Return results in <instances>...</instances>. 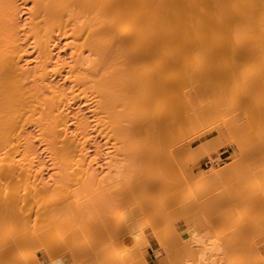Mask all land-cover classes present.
<instances>
[{"label":"bare ground","instance_id":"bare-ground-1","mask_svg":"<svg viewBox=\"0 0 264 264\" xmlns=\"http://www.w3.org/2000/svg\"><path fill=\"white\" fill-rule=\"evenodd\" d=\"M125 63H127L129 65V69H130L129 73L131 72L130 73L131 76H129V77H126V75H125L127 73V71L123 74L124 76H122V73H120L121 69H120V71L117 72V70L119 69V67L117 69V66H122L121 64H123V66H127V65H125ZM127 68H126V70H127ZM209 74L214 75L217 79L216 78L214 79V77H210L212 75H209ZM205 75L207 76L206 78H205ZM229 76H232V78L237 79V80L235 79L238 82V83L236 82V85L238 84L237 86L234 85L235 80L234 79L231 80V78ZM227 77H229L228 79H230V80H228ZM218 79L222 80L223 82L222 81L218 82L219 81ZM212 80L215 81L213 84L218 83V85L215 84L214 86L213 85L211 86V84L213 82ZM224 81H226V82H224ZM229 81L230 82L233 81L234 83L230 84ZM250 81H251V83L254 81L253 82L254 84L252 83L253 86H252V84L248 83ZM210 82H211V84H210ZM226 83L229 84L228 88H226V86H227ZM239 83H241V85H239ZM242 83H244V86H246V87L249 86V87L244 89L245 87H243ZM204 84H205V86H203ZM209 84H210V86H209ZM222 84L225 85V86L223 85V87L226 89H224L225 91L222 90L223 92H221V93L219 92L220 94H218V92H217L218 88H219V91H221L220 87H222ZM186 87L189 89L184 90ZM204 87H206V88L208 87L207 88L208 90ZM209 87H211L210 90H209ZM235 87L237 89L236 90L234 89V91H235L234 92L233 88H235ZM241 87H243V89ZM258 87L260 89L259 94L262 91V93L260 95L258 94V96L260 97L262 94H264V89H262V88H264V0H0V232L5 233V235H7V237L11 239V242L13 243V245L14 244L16 245V248H11V250L12 249L17 250L18 245H21V246H18V250L20 247H23V250H26L29 247H31V250L32 249L37 250V248H39V246L41 245V244H39V246L37 245L39 242L41 243V239L42 238L44 239V236L49 237L48 235H45V234L52 233V236L54 238L50 235L52 237V239H50L51 237L49 238L50 240H47L45 238L46 240L44 241L45 242L44 244L47 245L48 241H50L51 244H53V245H55L57 243L55 245V247L54 246L51 247L52 249H50V247L48 246L50 251L51 250L55 251V248L59 244L61 245V243L63 244V242H65V241L68 242L69 239L66 240L65 234L63 235L62 234L63 232H61V231H63L61 227L63 226L64 223H61V221H63V218L60 220V218H61V216L59 215L60 213H58L57 217H55L56 211L52 208H50V210H49V208L46 210V205L47 204L49 205V203H51V200H52V204H53L54 200L57 201V198L59 201L61 199V195L62 196L66 195V190L68 192V189L73 188L72 189L73 191H71V189H70V191L74 192L75 197L73 195H71L70 196L71 198L70 197L68 198V200H71V202L68 200L67 201L73 204V200L75 199L74 202H76L78 199L77 196L78 195L82 196V194H83L82 197L85 196V200H84L85 202L82 201L83 200L82 197L81 198L79 197V199H82V200L81 201L79 200L76 203L79 202L80 205L76 204V206H75V203L73 204L74 206L69 205L70 203H67V201H63V203H61L62 202V200H61L60 206H64V204H66V206H67V204H68L69 207L67 206L66 209L69 208V209H71V211L73 210L74 207H75L74 209L79 208V209H76L78 212L76 214H78V215H76V214H74V215H76L77 219L79 217L78 220H80L81 222L77 221V220H75V218H73L74 215L70 212V210H69V214H67V212H68L67 210H66V212H65V209H63L64 211L61 210L62 213L64 212L67 214L66 215L67 220H69L68 217H72L75 220L74 222L79 224L78 226L80 228L77 225H75V226H73L74 230H72V232L77 231V228H79V230L77 232H78V234H82L81 235L82 237L80 235H77V232L74 233L75 235L73 234V236H71V237H73V242L76 238H78V239H76L77 241H75L76 243H78L77 247L74 245L76 247L75 250H77V248L80 245H83V247L86 246L85 242L87 241V238H90L89 237L90 235L87 237L88 233L90 234V232H92L93 234L95 233L96 235H94V236H97L98 234H100L97 237H99V236H101V234L103 235L105 233L104 235L107 238V236L110 235L108 233H111L114 229V228H112V226L110 227L109 225L113 224V227H114V225H116V224L111 222V221H114L113 219H111L112 214L109 215L110 219H109V217H106V215L104 217V211H103V216H100V215H102L101 210L105 209L103 207L106 205L102 204L101 208H103V209H101V210L99 209L100 205H101L100 204L101 201L99 203L98 202L96 203L97 199L99 198L98 194H100V191H96V190H98V189H96L98 186L95 188L96 192H93L92 188L90 187L92 183L94 185V178H95L94 176H95L97 170L100 171L98 168H94L93 164L98 165L96 159L98 158V156L99 157L101 156V155H97V157L95 158L94 156H96V155L93 154L94 156L91 157V155H90V152L92 150L91 147H94V149L92 150L93 152L98 151V152H100V154H102L103 152L105 153V151H103V150H102V153L100 150H98L100 145H98L96 143L97 139L101 138L102 139L101 142H103L102 144L104 145V142L106 144L107 143L106 139L108 140L109 137H110L109 139L110 140L112 139L115 143L116 142L115 138L118 141H120L121 139L122 140L125 139V140L121 141V142H125L126 141L125 136H127L128 145H127V147L124 146V148H126L127 151L131 155L134 153L137 156H139V158H138L135 155V158L138 159V161L136 162V165H137L139 163V161L143 160L142 158H140L142 156L137 154V152H138L137 147H139V149H140L142 143H144V142L146 143L147 141H150L151 138H154L151 136L157 135L156 138H154V139H156L155 141L158 143V141H157L158 135H160V137H161V135L166 136L168 134L172 137V135H171V134H173L172 131H174L175 129H179L180 127H185V126H188L190 128L191 124H194L196 122H197V124H198V122L202 123L201 119L208 116L211 112L213 114V111H215L216 107L219 106V105H217L219 99H220L219 102L223 101V104L229 98L230 99H232V98L237 99V102L239 100V103H240V100H244L245 98H247V95L249 94V92L247 90H249L251 92L253 91V93L249 94L248 99L251 95L250 99L255 101L256 98H258V97L256 96L257 93L255 94L254 92H256L257 89L253 90V88H258ZM229 88H232V89H229ZM211 89L212 90L214 89V91H212V92L214 94L216 93L215 95L213 93H212L213 95L211 94ZM228 89H229V93H228ZM206 90L208 91V96L210 95L209 97L207 96V92H205ZM215 90H217V91L215 92ZM209 91H210V94H209ZM231 91H233V92H231ZM244 91L247 94L246 96L244 95V93H245ZM203 93H205L206 97ZM233 93H235V94H233ZM229 95H231V97ZM233 95H235V98ZM254 95L256 97L255 99H253ZM226 97H227V99H226ZM261 97L262 98H258V100L260 99V101L262 103L261 99H264V96H261ZM224 98L226 99L225 101H224ZM228 101L230 102V100H228ZM250 101L248 100L246 102L247 105L251 104ZM254 101H252V102L254 103ZM248 102H250V103H248ZM256 103H260V102L257 101ZM121 104H123L124 107ZM229 104L230 103H228V105ZM118 105L124 109H121V108L119 109ZM242 105H244V104L242 103ZM231 106H233V105L231 104ZM237 106L239 107L238 104H237ZM237 106L235 105V108ZM259 106H261V105H259ZM262 106H264V105H262ZM262 106H261V109H264V107H262ZM228 107L230 108V106H227V108ZM117 108H118V110H117ZM219 108H221V107H219ZM239 108L237 110H239ZM222 109H221V112H223ZM122 110H124V111L127 110V112L123 113L124 111H122ZM228 110L226 109V114L228 113L227 115H229L231 113V112L230 113L227 112ZM237 110H235L236 114H239V111L237 113ZM255 110H257V109H255ZM258 110H259V108H258ZM224 111H225V109H224ZM235 111L233 110V112H235ZM119 112H121V116H125V114L126 115L128 114L127 115L128 118L126 117L127 118L126 122H128V127L123 128V123H121ZM261 112L264 113V111H261ZM218 113H217V117H218ZM252 113H254V112H252ZM262 113L260 114V119H261ZM242 114H243V111H242ZM116 115L119 116L118 119L116 118V117H118ZM239 115H237V116H239ZM252 115L254 116V114H252ZM252 115H251V117H252ZM224 116H222V118ZM244 116H245V114H244ZM244 116L242 115V118L248 117V116H245V117ZM231 117L234 118L233 116H231ZM262 117H264V116H262ZM112 119H116V120H114V122H116L117 120H119V121L117 123H115V125H114V122L112 121ZM262 119H264V118H262ZM111 121H112V123H111ZM223 121L225 122V120H223ZM250 121H252V120H250ZM255 122H256V119H255ZM226 123L229 125L230 122L228 123L227 119H226ZM244 123H246V122H243V124ZM121 124H122V126H121ZM243 124H240V125L237 124L238 125L237 127L242 126ZM245 125H244V127H245ZM255 125H256V123H255ZM259 126H261V125H259ZM177 127H179V128H177ZM188 127H187V129H189ZM254 127H256V126H253V129H254ZM261 127H262V129H264V125H262ZM241 128H243V127H241ZM241 128L239 130L242 131ZM250 128H251V125H250ZM254 130H256V129H254ZM261 130H256V131L260 132ZM251 131H249V132H251ZM178 132H181L180 129ZM246 132H244L243 137L246 136V134H245ZM174 133H176V130L174 131ZM261 133H264V132H261ZM110 135L114 136L113 137L114 139L111 138ZM179 135H177V136H179ZM239 135H240V133H239ZM247 135H248V133H247ZM140 136H145L146 138L141 137V138H143V140L140 139L142 141L141 142V141H139ZM170 136H168V139H166V140H169ZM262 136H264V135H262ZM147 137H150V138L148 139ZM173 137H172V139H170L171 140L170 142L172 144H173L172 141L175 139V138L173 139ZM248 137H251V133H250V136L248 135ZM260 137H261V135H260ZM181 138H182V136H181ZM144 139H146L147 141L146 140L144 141ZM154 139H152V140H154ZM250 139H253V137H251ZM256 140H255V142H259V141L264 140V138H262V140H259V141H256ZM118 141H117V143L119 144ZM160 141H162V138ZM101 142H100V144H101ZM150 142H148V143H150ZM240 142H242V141L240 140ZM157 143H152V142L150 143L151 145H154V146H148L150 144H147V143L145 144L147 148L148 147L154 148V150L148 149V151H150V154L152 152H155V149H156L155 147L159 146V145H157ZM253 143H254V139H253ZM108 144H109V142H108ZM136 144H137V146H136ZM162 144H164V143H162ZM162 144H161V146H162ZM242 144H240V145L242 146ZM112 145H113V143H112ZM138 145H140V146H138ZM145 145L142 146V148H141L142 150H139L140 151L139 154H145V152L147 151V150H145L146 149ZM221 145L215 143L214 148L217 149ZM240 145H238V146H240ZM257 145L261 146V145H264V143L260 144V142H259ZM257 145L255 148H257ZM106 146H108V145L106 144ZM106 146H104L102 149L106 148L108 150V148ZM116 146H118V145H114L113 147H116ZM245 146L246 145H244V147ZM247 146H250V145H247ZM113 147H111V148H113ZM118 147H120V146H118ZM167 147H168V145L166 143V146L164 145V148H167ZM171 147H173V145ZM199 147L200 146H198V150H196V151H197V153L201 154L203 151L202 150L203 148L201 146L202 149H199ZM262 147H264V146H262ZM116 148H114L112 150L118 151V154H117L118 157H119L120 152L122 153V150L124 151V153L127 152L126 149L124 150V148H122V146L120 147L121 150H119V148L118 149H116ZM250 148H251V146H250ZM255 148H253V149H255ZM143 149L145 151L144 153H143ZM161 149H159L160 152H161ZM167 149H169V148H167ZM247 149H249V148H247ZM257 149H259V148H257ZM135 150H137V151H135ZM141 151H142V153H141ZM165 151H164V155H167V150L165 149ZM168 151L171 152L170 150H168ZM189 151H190V149H189ZM261 152H264V150H261ZM106 153H107V151H106ZM173 153H170L171 156ZM183 153H181V154H183ZM248 153H250V152H248ZM96 154H98V153H96ZM107 154L109 156L112 153H110V154L107 153ZM130 154H129V156L127 155L128 158L130 157ZM152 154H155V153H152ZM190 154H192V153H190ZM239 154H240V152H239ZM255 154L256 153H254V155ZM125 155H126V153H125ZM197 155L199 156V154H197ZM262 155H264V154H262ZM108 156H106V157H108ZM120 156H122L120 158L125 157V156H123V154ZM154 156L151 157V160L154 159ZM162 156H163V154H162ZM171 156H170V160H171ZM198 156H196V158ZM101 157H103V156H101ZM110 157H112V156H109L108 159H110ZM168 157H169V155H168ZM193 157L195 158V156H193ZM262 157H264V156H262ZM131 158H129V159H131ZM133 158H134V156H133ZM143 158L145 161L146 157L144 156ZM156 158L157 157L155 156V159ZM99 159H101V158H99ZM99 159H98V161H99ZM104 159L102 161H104ZM125 159L127 160L126 157H125ZM125 159L124 160L122 159L119 161L125 162ZM261 159H264V158H261ZM162 160H165V159L162 158ZM174 160H172V161L175 162ZM243 160H245V159H243ZM102 161H101V163H102ZM108 161H110V160H108ZM113 161L115 162L116 159H114ZM146 161L148 162L147 164H145ZM146 161L140 162L141 164H138V165L142 166L143 168L145 167V166H143V163L146 166L149 163H150V165H152L150 161H148V160H146ZM156 161H157V159L155 161H152V162L156 163ZM167 161L169 162V160H167ZM106 162H107V160L105 159V161L102 163L103 167L105 166V164H107ZM112 162L110 161L109 163H111V164H108V166L106 165L107 168L105 166V169L109 170V168L112 166V170L114 169V171L116 170L117 172H120L119 169L121 170L120 164L122 162L120 164L117 162L119 165H116V163H114V165H113ZM128 163H127V165L130 167L131 166L130 160ZM158 163H159V161H158ZM158 163H156V166H158L157 165ZM165 163H167V162H165ZM102 164L98 165L99 168L101 167ZM183 164H184V161H183ZM239 164H241V163H239ZM261 164H262V162H261ZM163 165H165L166 168L168 167L167 164H163ZM254 165H256V163ZM116 166L118 169H115ZM133 166L134 165H132V168H129L130 172L133 169V172H131V175H133L135 173L138 174L137 171L139 169L135 170L136 172L134 173V168L136 166L135 167H133ZM156 166L154 167L155 169H158L159 167L161 168V166H159L158 168H156ZM169 166H172V165L169 164ZM179 166L180 165H178L177 167L179 168ZM184 166H185V164H184ZM235 166H237V164ZM258 166H260V165H258ZM262 166H264V165H262ZM103 167H102V169H103ZM223 167L224 166H222V169H220V170H222V171H220L222 174L220 176H222L223 179L227 178V180H228L227 174H229V173H227V174L225 173L226 176H224L223 175L224 173H222V172H225L226 170L230 171L231 165H225V167L224 168ZM138 168H139V166H138ZM143 168H142V170H143ZM147 168L148 167H146V169ZM95 169H97V170L95 171ZM150 169H151V167H150ZM170 169H175V167L174 168L170 167ZM262 169H264V168H262ZM262 169H261V172H262ZM142 170H140V171H142ZM154 170H148L147 172L154 171ZM166 170L167 169H165V171ZM114 171H113V174H111L109 172H105L106 174H104V175L107 177L110 174L111 176L114 175V177H115L116 173H114ZM121 171L123 172V169ZM147 172L144 174L148 175L149 173H147ZM156 172H155V175H154V173H152V175H150V176L155 177L157 174H158L157 175L158 177H161L162 174H163V176H167V173L169 172V170H168V172L167 171L165 172L166 175H164L165 173H163L164 170L162 168H161L162 174H159L160 172L159 173L157 172V174H156ZM177 172H178V170H177ZM208 172L209 173H207V175H205L207 177L205 180L209 179L208 180L209 183H210V180L212 182L213 181L216 182L218 180L220 181L219 177L217 176L219 174V168L215 169L214 166H212ZM238 172H240V171H238ZM127 173L129 175V171ZM169 173H171V171ZM257 173L258 172H256V174ZM118 174H120V173H118ZM118 174L116 175L117 177H118ZM137 174H135V175L137 176ZM100 175L98 176V178L103 177V174H102V177H100ZM139 175L137 178L136 177L134 178V176H131V177H133L134 180H132L131 182L128 181L129 184L130 183L132 184L133 181L138 182V180L141 183V181L143 179ZM172 175L175 177L174 174H172ZM172 175H169V177ZM185 175H188V174H185ZM163 176L161 177V180H162ZM128 177H130V176H128ZM139 177L142 180L139 179ZM169 177H167V178H169ZM172 177H170L169 179L163 178V181H165L164 184L166 185V180L168 181V180H171L174 178V177L173 178ZM214 177L215 178L218 177V178H216L218 180H216V179L214 180ZM103 178H102V180H103ZM204 178L205 177L203 176V178H201L199 181L202 182L204 180ZM96 179H95V181H96ZM122 179L125 180V178H122ZM152 179H154V178H150V180H152ZM164 179H166V180H164ZM230 179H231V177H230ZM262 179H264V178H262ZM113 180H115V179H113ZM147 180L149 181V179H147ZM122 181H118V184H119V182L121 184ZM160 181H159V183L163 182V181L162 182H160ZM208 181H207V183H208ZM111 182L113 183V181H111ZM154 182H156V181H154ZM154 182L151 183V181H150V184H152V185L158 184V182L155 184H154ZM174 182H175V180H174ZM203 182H205V181H203ZM212 182H211V185H213ZM226 182L223 181L224 186L226 185ZM236 182H237V180H236ZM98 183H97V185H101L100 184L101 181ZM108 183H109V181H108ZM116 183H117V181L115 182V184ZM216 183H218V182H216ZM220 183H221V181H220ZM120 184H119V186H120ZM123 184H125L124 181H123ZM133 184H134V182H133ZM144 184H147V183L145 181H144V183H142V185L145 187ZM148 184H149V182H148ZM162 184L159 186L163 187ZM178 184H179V182H178ZM198 184H199V182L197 183V185ZM114 185H112V186H114ZM125 185H126V187L125 186L124 187L127 188L128 185L127 184H125ZM200 185L203 186L204 184H199V186ZM211 185L209 188L213 187ZM215 185H217V184H215ZM219 185H221V184H218V187H219ZM105 186H106V184L103 187L105 188ZM108 186H109V184L107 185V187ZM112 186L111 187L109 186V187L112 188ZM115 186L117 187L118 185H115ZM135 186L136 185H134L133 187L136 188ZM143 186H141V184H140V189ZM159 186L156 185L157 188ZM206 186H208V185H206ZM221 186H220V188H221ZM224 186H222V187H224ZM230 186H231V184H230ZM94 187H93V189H94ZM128 187H131V186H128ZM189 187H191V186H189ZM203 187L198 189V190L201 191L204 189V193H205L206 190ZM89 188H90V191H92L94 193V195H96L95 193L98 192L97 199L94 198L95 200H90L91 195L93 197V194L92 193L90 194V191L88 190ZM154 188H155V186H154ZM172 188H173V186H172ZM186 188H187V186H186ZM209 188H208L209 193H211ZM133 189H129V191H128V189L125 190V191H127V194L122 193V196L124 195V197L126 198L127 196H125V195H128V193L130 191H132ZM193 189L194 188H192V190ZM260 189H261V187H260ZM137 190H139V188L138 189L136 188V191ZM155 190H156V188H155ZM188 190H190V189L188 188L187 191ZM192 190H190V192ZM214 190H215V188H214ZM214 190H211V191L214 192ZM249 190H251V189H249ZM64 191H65V193L61 194ZM103 191L101 189L102 194H105V196L108 195L107 192L109 193V190L107 192H106V190H103ZM116 191H117V189H116ZM175 191H177V190H175ZM184 191H186V190L184 189ZM193 191L195 192V190H193ZM226 191H224V192H226ZM228 191H230V190H228ZM132 192L134 193V191H132ZM132 192H130V194H132ZM137 192H139V191H137ZM137 192L134 194H137ZM149 192H151V191H149ZM182 192H183V189H182ZM232 192H234V191H232ZM240 192H241V190H240ZM255 192H256V190H255ZM139 193H141V190ZM152 193H154V192H152ZM176 193H178V192H176ZM184 193H186V192H184ZM200 193L201 192H199V194ZM59 194H61V195H59ZM89 194H90V196H89ZM157 194L161 195L159 192ZM190 194L192 197L193 193H190ZM252 194L254 195V192ZM87 195H88V197L86 198ZM109 195H110V193H109ZM172 195H175V194H172ZM182 195H184V194H182ZM212 195H214V194H212ZM219 195H220V193H219ZM235 195H237V194L235 193ZM240 195H241V193H240ZM55 196H56V198H55ZM99 196H100V198H102V195H99ZM137 196H139V194H137ZM140 196H139V198L136 197V199L138 198L140 200L142 198V197L140 198ZM142 196H144V195H142ZM157 196H156V199H152V200H157ZM226 196H228V194ZM52 197H54V198H52ZM103 197H104V195H103ZM154 197H155V195H154ZM193 197L195 198V196H193ZM212 197H214V196H212ZM66 198H67V195L63 197V200ZM100 198L98 200H100ZM132 198L133 197H131V198L129 197V198H127V200L128 199L132 200ZM231 198H232V196H231ZM231 198H230V194H229V198L227 201H229ZM87 199L89 200V201H87V203H89V207L87 206V203H86ZM105 199H106V197H105ZM105 199H102V200H105ZM115 199H116V197H115ZM168 199H171V198H168ZM180 199H184V198H180ZM189 199L190 198H188V201L190 202ZM214 199H216V198H214ZM152 200L150 202H152ZM162 200H163V194H162ZM162 200L158 199L159 204L157 203L155 206V210H157V212H159L157 205L160 208L161 207L160 201L162 202ZM184 200H187V199L185 198ZM218 200H220V199H218ZM48 201H50V202L48 203ZM109 201H111V203L113 202L112 200H109ZM143 201H144V199H143ZM167 201L165 202V200H164L163 203H165V204L166 203H168V204L172 203V202H169V201L167 202ZM172 201H173V199H172ZM195 201H197V199ZM254 201H255V199H254ZM64 202H66V203H64ZM118 202H120V201L118 200ZM139 202H141V204H142V200ZM58 203L59 202H57L56 204L54 203L53 204L54 207H55V205L57 206ZM125 203H126V201H125ZM134 203H136V202H134ZM177 203H178V201H177ZM206 203H207V201L205 202V204ZM209 203H210V200H209ZM209 203H208V205H209ZM258 203H261V201ZM52 204H50V205H52ZM97 204H100V205H97ZM115 204H116L115 205V207H116L117 203H115ZM196 204L197 203H195V204L192 203V205H194V206ZM199 204H200V202H199ZM112 205H113V206H111V207H113L112 210L115 211L114 202L112 203ZM122 205H125V204H121V207H119V208H121L120 211L122 210ZM138 205H140V203ZM152 205H154V204H152ZM219 205H220V203H218V206ZM262 205H264V204H262ZM71 206H73V207L70 208ZM83 206H85V207H83ZM119 206H120V204H119ZM125 206H127V205H125ZM184 206L182 205V207H184ZM200 206H198V207H200ZM214 206L215 205L210 206V207H214ZM80 207L81 208L87 207L89 209L86 208V209L80 210L81 209ZM131 207L132 206H130L128 210L132 209V212H133V207L132 208ZM145 207L147 208L146 205H145ZM204 207L206 208V205ZM55 208L57 210V207H55ZM123 208H124V206H123ZM137 208L140 209V206L139 207L137 206ZM172 208H173V206H172ZM179 208L181 210V207H179ZM194 208L196 209L197 207H194ZM202 208H200V209H202ZM117 209L115 212L119 211V210L117 211ZM124 209H126V207ZM151 209L152 208H150V210ZM218 209H219V207H218ZM222 209L224 210V208H222ZM48 210L52 214H50ZM51 210H52V212H51ZM83 210H86L83 213L85 214V216H87L89 214L88 215L89 218L90 217L95 218L94 216H96V215L97 216L99 215L98 216L99 219L100 218L102 219V217H104L102 220H99L98 218H95V219L91 218V220L93 219L91 221L89 219L91 223H93V221H94V224H93L94 227L97 225L96 230L98 229V232H99V233L97 232L98 234L96 233V231L94 232V229H93L94 227L92 224H91L92 228L90 230L87 229L88 225H89V221L87 220V217H85L83 215V213L82 214L80 213ZM141 210H143L142 207L138 211L142 212ZM183 210H185L184 215L187 214L186 213L187 210L186 209H183ZM192 210H189V211H192ZM96 211H97V213H95ZM107 211H108V209H107ZM107 211H105V214H107V216H108L109 212L106 213ZM114 211L110 212V213H113V215H114L115 214ZM165 211L167 212L168 210H164V212ZM189 211H187V212H189ZM200 211L203 213L204 209H203V211L202 210H200ZM227 211H229V210L227 209ZM233 211H234V209H233ZM45 212L47 214H49L50 216L54 215L53 212H55L54 218H57V219H58V215H59L60 217L58 219V224H53L54 222L56 223L57 220H55L54 218L52 220V218L50 216H46L47 214L46 215L44 214ZM57 212H58V210H57ZM166 212L163 213V210H160V213H158V215L163 213V215L165 216ZM192 212L194 213V210ZM224 212H225V210H224ZM229 213H224L225 217H226V215L228 216ZM245 213H246V211H245ZM136 214H139V213H136ZM180 214H182L181 211H180ZM70 215H73V216H70ZM80 215H83V217L86 218V220L84 218L83 221L85 220L88 223L87 222L82 223L83 221L81 219L83 217H80ZM222 215H223V213H222ZM114 216H116V215H114ZM138 216L140 217L141 215H138ZM148 216L152 217L154 215H152V213H151V215H148ZM166 216H169V214ZM47 217H49V218L46 221H44ZM120 217H121V215L120 216L118 215V218L114 217L115 221H118L117 219L121 220ZM131 217H129V218H131ZM112 218H113V216H112ZM220 218H221V216H220ZM230 218H228V219H230ZM108 219H109V222L112 224H110V223L108 224ZM228 219H227V221H228ZM262 219H264V218H262ZM50 220L52 221L54 228H56L55 230H59L60 233L58 235L55 233L53 234L54 230L51 231L50 228L48 229L47 224H49ZM67 220H66V222H68V223H66V224H70L69 228H71L72 227L71 225L74 222L72 220H69L70 221V223H69V221H67ZM95 220H97L100 223L98 224V222H96ZM123 220H121V221H123ZM218 220H220V219H218ZM223 221H225V220H223ZM233 221H234V218H233ZM46 222H48V223H46ZM76 223H74V224H76ZM81 223L84 224L83 225L84 227H85V224L87 225V228L85 227L87 230L84 229V227L82 226ZM120 224L121 223H119V225ZM123 224L124 223L121 224L122 228H123V226H125ZM50 227L52 229L51 225H50ZM122 228H120V229H122ZM81 229H84V231H86V233L88 231V233L85 234L87 238L84 236V238L86 240H83L84 239L83 235L85 232L83 231L84 233L83 232L79 233ZM92 229H93V231H92ZM111 229H112V231H111ZM48 230H50L51 232L49 233ZM64 230H66V228ZM107 230H108V233H107ZM115 231L117 232L118 230L115 229ZM122 231H123V229H122ZM54 232H56V231H54ZM64 232L66 233V231H64ZM2 233H0V236L3 235ZM57 233H58V231H57ZM60 234L65 236L64 237L65 241L60 242V241L64 240V239H62L63 237H59V236H61ZM118 234H119V231H118ZM112 235H114V234H111V236ZM74 236H79L80 239H79V237H75V239H74ZM114 236L116 238V235H114ZM114 236H112V237H114ZM67 237H70V236H67ZM97 237L96 238L92 237L94 241L91 240V238H90L87 242H89L91 240L92 243L93 242H94V244L96 243L95 245H97V243L99 241H101L100 243H102V240H100L101 237L98 238L99 240H97ZM105 237H104V239H105ZM56 238H58V239L61 238L62 240L60 239L59 242L57 241L55 243V241L58 240ZM81 238H82V241H79V240H81ZM117 238H119V237H117ZM43 239H42V246L41 247H43V245H44ZM54 239H55V241L53 243L52 240H54ZM112 239H111V241H112ZM71 240H72V238H71ZM71 240L69 243H71ZM109 240H110V238H109ZM109 240H108V242H109ZM114 240L115 239H113V241ZM1 241H2V239H1ZM1 241H0V244H2ZM118 241H119V239H118ZM138 241H139V243H142L140 240H138ZM87 242H86V244H90ZM103 242L104 243H102V244L106 245V243H105L106 240H103ZM115 242H111L110 243L111 246L107 245V246H109V248H111L110 251L112 253L108 251V249H107L108 247H106L105 245H104V247H103V245H101L104 249L101 248L102 250L101 249L99 250V248H100V243H99V247L96 246L97 247L96 249L99 251H97V253H94V257L95 256L97 257L98 254L100 255V254L105 253L104 250H106V249H107L106 251H108L109 254H111V256H116V254L119 250L117 247H119V245L117 244V241H115ZM145 242H146V240L144 241V243ZM5 243H7V241H5ZM34 243L38 246L37 248H36ZM139 243L136 245V247L139 245ZM107 244H109V243H107ZM116 244H117V246H116ZM120 244L123 245L122 243H120ZM146 244H148V243H145V245ZM201 244H202V242H201ZM201 244H200V246H201ZM262 244H264V243H262ZM15 245H14V247H15ZM29 245H31V246H29ZM46 245H44V247ZM67 245H69V244H67ZM95 245H94V247H95ZM112 245L114 248L112 247ZM114 245L116 246V249H115ZM184 245L181 247V249L186 248L187 244L185 245V247H184ZM189 245L190 244H188V246ZM3 246H4V248H2V249H4V251H5L6 250L5 244H3ZM34 246L36 249L34 248ZM65 246H66V244H65ZM254 246H252V248ZM7 247H10V246L8 245ZM58 247H57V249H58ZM73 247H70L72 249H69L68 246H66V248L71 250V252L74 251ZM120 247H122V246H120ZM124 247L125 246H123V248ZM131 247H130V249H131ZM191 247L192 246L188 247V249ZM202 247L204 249L206 248V250H204ZM202 247H201V250L199 248V250L195 249L196 250L195 252H194V250L192 251V255L196 254L194 256V258H192V260L193 259L195 260L194 261V263L196 262L195 264H212V263H209L210 261L208 262V261H206L207 259H205V258H207V256L205 254L210 253L211 247L210 246H209L210 248L208 247L209 253L207 252V247L203 246V244H202ZM0 248H1V246H0ZM48 248H45L44 251L47 250ZM82 248L80 247V249H82ZM84 248H86V247H84ZM9 249L10 248H8V250ZM120 249H122V248H120ZM130 249H129V251H130ZM228 249L232 250L230 247H228ZM228 249L225 250V252L223 251V253L226 254L227 253L226 251H228ZM20 250H21V248H20ZM29 250H30V248H29ZM34 250L32 251V253L34 252ZM61 250H63L62 245H61ZM115 250H117V252ZM190 250H192V249H190ZM211 250L213 251L215 249L213 248ZM216 250L219 251L218 249H216ZM93 251H95V250H93ZM113 251H114V254H113ZM184 251L186 252L187 250L185 249V250H183V252ZM235 251H238V250H235ZM26 252L30 253L31 251L29 252L28 250H26L25 253ZM47 252H48V250H47ZM120 252H118V253H120ZM28 253H26L27 256H29ZM187 253H188V251H187ZM45 254H46V251H45ZM184 254L186 256V253H184ZM184 254H183V256H184ZM231 254H233V252ZM250 254H251V252H250ZM250 254H249V257L252 256V255L250 256ZM252 254L254 255L253 251H252ZM210 255H213V254L210 253ZM243 255H241V256H243ZM187 256L191 258V253H188ZM232 256H235V255L233 254ZM237 256H235V257H237ZM184 257H182V258H184ZM254 257H255V255H254ZM254 257H253V260L256 261L255 260L256 258L254 259ZM34 258H35V256H34ZM241 258L242 257H240V260H241ZM243 258H245V257H243ZM247 258H245V259H247ZM179 259H181V258H179ZM237 259H238V257H237ZM169 260H170V258H169ZM172 260H173V257H171L170 261H172ZM249 260H250V258H249ZM174 261L175 260H173L172 262L174 263ZM231 261L232 260H230V262ZM179 262H181V261L179 260ZM213 262H215V260ZM246 262H247V260H246ZM260 262L258 264H260ZM241 263L245 264L244 259H243V262H241ZM262 263H264V261H262L261 264ZM142 264H148V263L146 261H144ZM184 264H189V263H186V261H185ZM247 264H249V263H247Z\"/></svg>","mask_w":264,"mask_h":264},{"label":"rangeland","instance_id":"rangeland-1","mask_svg":"<svg viewBox=\"0 0 264 264\" xmlns=\"http://www.w3.org/2000/svg\"><path fill=\"white\" fill-rule=\"evenodd\" d=\"M232 55V54H231ZM122 66H117V69H118V67H119V69L117 70V72L118 71H120V69H121V72L120 73H122V76H124L123 74L127 71V73L125 74L126 75V77H129V76H131V72L129 73V71H130V69H129V65L127 64V63H125V65H127V66H123V64H121ZM131 66V65H130ZM127 68V70H126V68ZM131 68V67H130ZM124 71V72H123ZM128 74V75H127ZM130 74V75H129ZM209 75H212V74H209ZM207 76L205 75V78H206ZM210 77H214V79L216 78L214 75H212V76H210ZM209 77V78H210ZM230 78H231V80H235L236 78H232V76H229ZM229 77H227V79L229 78ZM234 77V76H233ZM236 77V76H235ZM211 79V78H210ZM217 79V78H216ZM219 80V79H218ZM217 80V81H218ZM228 80H230V79H228ZM227 80V81H228ZM237 80V79H236ZM235 80V83L232 81V82H230L229 81V83L231 84V83H234V85L235 86H237L236 85V81ZM205 81V80H204ZM209 81V80H208ZM207 81V82H208ZM213 81V80H212ZM220 81H222V80H219L218 82H220ZM215 81H213L212 82V84H211V82H210V84H211V86L213 85H215V84H213ZM223 82V81H222ZM224 82H226V81H224ZM254 82V81H253ZM252 82V83H253ZM206 83V82H205ZM209 83V82H208ZM207 83V84H208ZM238 83V82H237ZM249 84H252L251 83V81L250 82H248ZM210 84H209V86H210ZM225 84V83H224ZM224 84H222V87H220V90L221 91H219V88H218V91L217 90H215V92L217 91L218 92V94H220L221 92H223V91H225L224 89H226V88H228V85L229 84H227V86H226V88H224L223 87V85ZM243 84V87H245L244 89H246L247 87H249V86H244V83H242ZM254 84V83H253ZM253 84H252V86H253ZM216 85H218V83L216 84ZM239 85H241V83H239ZM246 85V84H245ZM248 85V84H247ZM203 86H205V84L203 85ZM208 86V85H207ZM225 86V85H224ZM233 86V85H232ZM230 87V86H229ZM243 87H241L242 89H243ZM204 88H206V87H204ZM208 88V87H207ZM206 88V89H207ZM210 88L211 87H209V90H210ZM216 88V87H215ZM214 88V89H215ZM222 88V89H221ZM261 88V87H260ZM187 89H189V88H185L184 90H187ZM214 89L212 90L211 89V94L213 93L212 91H214ZM229 89H232V88H229ZM229 89H228V93H229ZM234 89L236 90L237 88L235 87V88H233V91H234ZM252 89V88H251ZM250 89V90H251ZM256 90L257 89V91L256 92H254L255 94L257 93V97L258 98H262L261 96H264V94H262L260 97L258 96V94H259V87L258 88H253V90ZM262 89H264V88H262ZM208 90V89H207ZM205 91V92H207V96H208V91ZM223 90V91H222ZM233 91H231V92H233ZM248 92H249V94H251V93H253V91L251 92V91H249V90H247ZM220 92V93H219ZM230 92V93H231ZM235 92V91H234ZM245 92V91H244ZM247 92V93H248ZM261 93H262V91H261ZM260 93V94H261ZM204 95H205V93H203ZM209 94H210V91H209ZM214 94V93H213ZM212 94V95H213ZM216 94V93H215ZM214 94V95H215ZM233 94H235V93H233ZM249 94L247 95L246 94V92L244 93V95L246 96L247 95V98H245L244 100H240V103H239V100H238V102H237V99H228V100H230V102L228 101V100H226L227 99V97H226V99L224 98V104H223V101H220L219 102V100H218V104L217 105H219V106H217L216 107V109H215V111H213V114H212V112L208 115V116H206V117H204V118H202L201 119V121H202V123H200V122H198V124H197V122L196 123H194V124H191L190 125V128L188 127V126H185V127H177V128H179L180 129V131L181 132H178L179 131V129H175L176 130V133H174V131H172V133L174 134H171L172 135V137H173V144L170 142L171 140L170 139H172V137L170 136V135H161V137H160V135H158V143L155 141L156 139H154V138H156V136H151V137H154V138H151V142L152 143H157V145H159L158 147H155L156 149H155V152H152V153H155V154H150V151H148V149L149 150H154V148H150V147H146V143L147 144H150L151 142L150 141H147L146 139H144V141L146 140L147 142L145 143H142V145H141V147H140V149H139V147H137L138 148V152H137V154L138 155H140V156H142V157H140V158H142L143 160H141V161H139V163L138 164H141L140 162H145L146 160H148V161H150L151 162V164L152 165H150V163L146 166V165H144V163H143V166H145L144 168L142 167V166H140V165H136V162L138 161V159H136L135 158V155L136 154H132L133 156H134V158H133V156L127 151V149L126 148H124V146H126L127 147V145H128V141H127V136H125L126 137V143L125 142H121V141H123V140H125V139H119L120 141H118L116 138H115V143H114V141L111 139H109L108 138V140L106 139V141H107V145L108 146H106V144H105V142H104V145L102 144L103 142H101L102 141V139L101 138H98L97 139V144L98 145H100V147H99V149L98 150H100L101 151V153H102V150L103 151H105V153L103 152L102 154H100V152H93L92 150L94 149V147H91V152H90V155H91V157H93L94 155H96V156H94L95 158L97 157V155H101V156H103V157H99L98 156V158L96 159V161H97V163H98V165L99 164H102L104 161H105V159L107 160V164H105V166L107 165L108 166V164H111V163H109L110 161L112 162L114 159H116V161L114 162H112L113 163V165H114V163H116V165H119L121 162L119 161V160H124L125 159V157L127 158V160L125 159V162L122 164H120L121 165V170L123 169V172L119 169V171L120 172H117L116 170L114 171V169L112 170V166L109 168V170H107V169H105V166L103 167V164L101 165V169L99 168V166L96 164V165H94L93 164V167L94 168H98L100 171H98L97 169H95V171L97 170V172H96V174H95V178H94V185H93V183L91 184V188H92V190H93V192H96V191H100V194H98V192L97 193H95L96 195H94V193L92 192V191H90V188L88 189L89 191H90V194L92 193L93 194V197H92V195H91V198H90V200H95L94 198H96L97 199V194H98V197L100 198V196L99 195H102V198H100V200H98L97 199V201H96V203L98 202H100L101 201V205L100 204H97V205H100V210L101 209H103V208H105V209H103V210H101L102 212H101V214L102 215H100V216H103V211H104V217H105V215H106V217H109V215H111V219H113L114 221H111L112 223H115L116 225H114V227H113V224L112 223H110L109 222V219H110V217H109V219H108V224L110 223V224H112V225H109L110 227L112 226V228H114L113 229V231L115 232H113L112 231V229H111V231L113 232H111L110 230V232L111 233H108V230H107V233L108 234H110V235H108L107 236V238L105 237V233L102 235L101 234V236H99V237H97L98 235H100V234H98L99 232H98V229L96 230V227H97V225L94 227V221H93V223H91L90 222V220H91V218H93V217H88V215L87 216H85V214L83 213L84 211H86V210H83L82 212H80L81 214L83 213V215L85 216V217H87V220L89 221V225H88V228H87V225L85 224V227L87 228V229H91L92 227V225H93V229H94V232L96 231V233L98 234L97 236H94V235H96L95 233L93 234L92 232H90V234L88 233V231H87V233H88V235H87V237L89 236L90 238H91V240H93V238L92 237H94V238H96L97 237V240H99L98 238H100V240H102V243H104L103 242V240H106V245L105 244H102V243H100L101 241H99L98 243H97V245H95L94 244V242L92 243L91 242V240L89 241V242H87L90 238H87L86 237V235L85 234H87L86 233V231H84V229H86L83 225L84 224H82V223H84V222H87V221H85L86 220V218L85 217H83V215H80V217H83L81 220L83 221V219L85 218V220L81 223L82 224V226L84 227V229H81L80 230V232L79 233H81V232H83L84 233V235H83V238H84V236L87 238V243H90V244H86V242H85V245L86 246H84V247H86V248H84L83 247V245H80L78 248H77V250H75L76 249V247L78 246L77 244L78 243H76L75 241H77L76 239H78V238H76L75 239V237H79V236H74V242H73V237H71V236H73V234L74 233H76L78 230H79V224H77L76 222H74L75 220H77V221H80V220H78L79 219V217H78V219L76 218V215H78V214H76V213H78L77 212V210L76 209H79V208H76V209H74L73 208V210L71 211V209H66V207L68 206L69 207V205H73L74 203H75V206H76V204H79V202L78 203H76L77 201H81L82 199H79V197L81 198L82 196H83V194H82V196H80V195H78L77 197H78V199H77V201L76 202H74V200H73V204L72 203H70L71 202V200H68V198L71 196V195H73L74 196V192H71V191H73L71 188V191H70V189H68V192H67V190H66V195H67V198L66 199H64L63 200V197L64 196H66V195H64V196H62L61 194H63V193H65V191L64 192H62L61 194H59V195H61V199L58 201V198H57V201L56 200H54V203L56 204L57 202H59L58 203V205L56 206L55 205V207H57V210H58V212H57V210H56V208L54 207V203L52 204V198H54V197H52L50 200H51V203H49L50 201H48V203H49V205L50 204H52V205H48L47 203V205H46V210L49 208V210H50V208H52V209H54L55 211H56V216H55V212H53L54 213V215H49V214H47L46 212L44 213L46 216H50L51 218H52V220H53V218H54V216L55 217H57V214L58 213H60L59 215L61 216V218H60V220L63 218V221H61V223H64L63 224V226L61 227L62 228V230L63 231H61V232H63L62 234L64 235L65 234V236L67 237V236H70V237H65V236H63L62 234H60L61 236H59V237H63L62 239H64V237H65V239L66 240H68V242L67 241H65V239L64 240H62L61 238H56V239H58V240H56L55 241V239L54 240H52L53 241V243H54V241H55V243L58 241H60V239L62 240V241H60V242H63V241H65V242H63V244L61 243V245H62V248H63V250H61V245L58 247V249H57V247L55 248V251L54 250H49V248H48V246L50 247V249H52L51 247H55V245L57 244H55V245H53V244H51V242L50 241H46L47 242V245L46 244H44L45 242V240L47 239V240H50V239H52V233H50L52 230H54V231H56V232H54L53 231V234L55 233V234H59L60 232H59V230H55L56 228H54V225L53 224H58V219H59V215H58V219L57 218H54L55 220H57L56 221V223L54 222L53 224H52V221L50 220V222H49V224H47L48 225V229L50 228V230H48L49 231V233L50 234H45V235H48L49 237H46V236H44V239H43V244L44 245H46L45 247H44V245H43V247H41L42 246V239H41V243L39 242L37 245L39 246V244H41L40 246H39V248H37L38 246L35 244V246H36V248H37V250H34V249H32L31 250V247H29V246H31V245H29L28 247L30 248V250H29V248L28 249H26V250H28L30 253H28V252H26V253H28L29 254V256H27L26 255V253H25V251L26 250H23V247H20L21 248V250H20V248H19V250H18V246H21V245H18L17 246V250H15V249H12L11 250V248H16V245H15V247H14V245H13V243L11 242V239L10 238H8L7 237V235H5V233H2V232H0V233H2L3 235H1L0 236V238L2 239V241H1V239H0V241L2 242V244H0V246H1V248H0V264H142L144 261H146L148 264H152V263H156V264H184L185 263V261H186V263H189V264H195L194 263V259L192 260V258H194V256L196 255V254H194V255H192V251L194 250V252L196 251V250H199V248H200V250H201V247H202V244H203V246H205V247H207V252H208V250H209V248L211 247V249H215V250H211L210 249V253L211 254H213V255H210V253L209 254H205L206 256H207V258H205V259H207L206 261H210L209 263H212V264H243V263H241V262H243V259H244V261H245V264H247V263H249V264H258L260 261L262 262V261H264V244H262V243H264V219H262V218H264V205H262V204H264V179H262V178H264V169H262V168H264V166H262V165H264V159H261V158H264V157H262V156H264V155H262V154H264V152H261V150H264V147H262V146H264V145H257L259 142H260V144H262V143H264V140H262V138H264V136H262V135H264V133H261V132H264V129H262V125H264V119H262V118H264V117H262V116H264V113H262L261 111H264V109H261V106L262 105H264V99H261L262 100V103H261V101H260V99L258 100V98H256L255 97V95H254V98L253 99H255L256 98V100L254 101V100H252V99H250V97H251V95H250V97H249V99H248V96H249ZM259 94V95H260ZM211 95V96H212ZM232 95V94H231ZM231 95H229L230 97H231ZM210 96V95H209ZM208 96V97H209ZM228 96V97H229ZM234 96V98H235V95H233ZM205 97H206V95H205ZM212 99V98H211ZM210 99V100H211ZM251 102V106L250 105H247V101L248 100ZM232 100V101H231ZM247 100V101H246ZM228 101V102H227ZM245 101V102H244ZM252 101H254V103L252 102ZM257 101H259L260 103H256ZM237 102V103H236ZM244 104V105H242V103ZM250 102H248V103H250ZM228 103H230L229 105H228ZM237 106V104L239 105V110H237L238 108L236 107L235 108V105ZM227 104V105H226ZM231 104L234 106H231ZM256 104V105H255ZM122 106H123V104H121ZM222 105V106H221ZM226 105V106H225ZM246 105V106H245ZM254 105V106H253ZM259 105H261V106H259ZM119 106V105H118ZM117 106V107H118ZM225 106V107H224ZM227 106H230V108L228 107L227 108ZM248 106V107H247ZM259 106V107H258ZM124 107V106H123ZM219 107H221V108H219ZM262 107H264V106H262ZM124 109V108H122L121 106H119V109ZM223 108V109H222ZM232 108V109H231ZM258 108H259V110H258ZM221 109H222V111L223 112H221ZM224 109H225V111H224ZM226 109L228 110L227 112H231L229 115H227L226 114ZM250 109V110H249ZM255 109H257V110H255ZM117 110H118V108H117ZM218 110V111H217ZM220 110V111H219ZM233 110L235 111V110H237V113H238V111H239V114H236V111L235 112H233ZM122 111H124V110H122ZM242 111H243V114H242ZM127 112V110L126 111H124L123 113H126ZM216 112V113H215ZM219 112V113H218ZM223 114H221V113ZM252 112H254V113H252ZM258 112V113H257ZM120 113V120H121V123H123V128L125 127H128V122H126L127 120V118H128V114L126 115L125 114V116H121V112H119ZM217 113H218V117H217ZM248 113V114H247ZM262 113V116H261V119H260V114ZM216 114V115H215ZM232 114V115H231ZM234 114V115H233ZM244 114H245V116H248L247 118H242V115L244 116ZM252 114H254V116L252 115ZM225 115V116H224ZM233 116L234 118H232L231 116ZM237 115H239V116H237ZM251 115H252V117H251ZM257 117H256V116ZM259 115V116H258ZM116 116H118V115H116ZM216 116V117H215ZM220 116V117H219ZM222 116H224L226 119H227V122L229 123V125L226 123V119L223 117L222 118ZM229 116V117H228ZM237 116V117H236ZM241 116V117H240ZM244 116V117H245ZM127 117V118H126ZM212 117V118H211ZM241 119H240V118ZM254 117V118H253ZM117 119L119 118V116L118 117H116ZM207 118V119H206ZM222 118V119H221ZM231 120H230V119ZM250 120H252V121H250ZM125 119V120H124ZM218 119V120H217ZM255 119H256V122H255ZM114 120H116V119H112V121L114 122ZM223 120H225V122L223 121ZM261 120V121H260ZM112 121H111V123H112ZM119 120H117L116 122H114V125H115V123H117ZM124 121V122H123ZM234 123H233V122ZM242 123H241V122ZM236 122V123H235ZM238 122V123H237ZM243 122H246V123H244L243 124ZM251 122V123H250ZM125 123V124H124ZM233 123V124H232ZM255 123H256V125H255ZM261 123V124H260ZM127 124V125H126ZM232 124V125H231ZM240 125V124H243L242 126H239L240 128L241 127H243V128H241L242 129V131L241 130H239L240 128L239 127H237L238 125ZM246 124V125H245ZM113 125V124H112ZM195 125V126H194ZM200 125V126H199ZM244 125H245V127H244ZM248 125V126H247ZM250 125H251V128H250ZM259 125H261V126H259ZM121 126H122V124H121ZM230 126V127H229ZM232 126V127H231ZM236 126V127H235ZM253 126H256V127H254V129H256V130H261L260 132L259 131H256V130H254L253 129ZM187 127L189 128V129H187ZM182 128V129H181ZM245 128V129H244ZM184 129V130H183ZM253 129V130H252ZM178 130V131H177ZM237 130V131H236ZM239 130V131H238ZM244 130V131H243ZM248 130V131H247ZM252 130V131H251ZM185 131V132H184ZM188 131V132H187ZM241 131V132H240ZM247 131V132H246ZM249 131H251V132H249ZM183 132V133H182ZM244 132H246L245 134H246V138L245 137H243L244 136ZM239 133H240V135H239ZM247 133H248V135L250 136V133H251V137H253V139H254V143H253V139H250L251 137H248V135H247ZM180 134V135H179ZM254 134V135H253ZM177 135H179V136H177ZM237 135V136H236ZM260 135H261V137H260ZM111 136V138H113L114 136H112V135H110ZM168 136H170L169 137V140H166V139H168ZM181 136H182V138H181ZM240 136V137H239ZM141 137H143V138H146L145 136H140L139 137V141H141V140H143V138H141ZM160 137V138H159ZM167 137V138H166ZM148 139L150 138V137H147ZM161 138H162V141H160L161 140ZM244 138V139H243ZM249 138V139H248ZM257 140H256V139ZM114 139V138H113ZM141 139V140H140ZM152 139H154V140H152ZM247 139V140H246ZM104 140V139H103ZM110 140V141H109ZM164 140V141H163ZM240 140L242 141V142H240ZM255 140L256 141H259V140H262V141H259V142H255ZM117 141L119 142V144L117 143ZM130 141V140H129ZM138 141V142H139ZM155 141V142H154ZM238 141V142H237ZM99 142V143H98ZM100 142H101V144H100ZM108 142H109V144H108ZM142 142V141H141ZM148 142H150V143H148ZM167 143V145H168V147L167 148H169V149H167V148H164V145L166 146V143ZM217 143V144H222L220 147H218L217 149L216 148H214V146H215V143ZM240 142V143H239ZM111 143V144H110ZM112 143H113V145H112ZM117 143V144H116ZM122 143V144H121ZM125 143V144H124ZM140 143V142H139ZM162 143H164V144H162ZM239 143V144H238ZM243 143V144H242ZM247 143V144H246ZM251 143V144H250ZM256 143V144H255ZM141 144V143H140ZM161 144H162V146H161ZM171 144V145H170ZM225 144V145H224ZM240 144H242V146L240 145ZM111 145V146H110ZM114 145H118V146H122V148H124V150L126 149V151L127 152H125L126 153V155H125V153H124V151L122 150V153L120 152V154H119V157L117 156V154H118V151H116V150H112V149H114V148H116V149H118L119 148V150H121L120 149V147H118V146H116V147H113ZM145 145V147H146V149L145 150H147L146 152L148 153H146L145 151H144V149H143V153L145 152V154H139L140 153V151L139 150H142L141 148H142V146H144ZM173 145V147H171ZM238 145H240V146H238ZM244 145H246L245 147H244ZM247 145H250L251 146V148H250V146H247ZM256 145H257V148H259V149H257V148H255L256 147ZM104 146H106L107 148H108V150L106 149V148H104V149H102ZM136 146H137V144H136ZM135 146V147H136ZM138 146H140V145H138ZM148 146H154V145H148ZM156 146V145H155ZM176 148H175V147ZM198 146H200L199 147V149H202L201 151H202V153L200 154V153H197V151L196 150H198ZM201 146H202V148H201ZM253 146V147H252ZM111 147H113V148H111ZM240 147V148H239ZM262 147V148H261ZM111 148V149H110ZM136 148V149H137ZM144 148V147H143ZM164 148V149H163ZM182 150H180V149ZM188 148V149H187ZM245 148V149H244ZM247 148H249V149H247ZM253 148H255V149H253ZM261 148V149H260ZM159 149H161V152H160V150ZM165 149L167 150V155H164V151H165ZM178 149V150H177ZM189 149H190V151H189ZM194 149V150H193ZM219 149H225L226 150V152L224 153V156L226 157L225 159H220L219 157H217L215 160H212L211 158H210V154L212 153V152H217ZM110 150V151H109ZM163 150V151H162ZM168 150H170L171 152H169ZM106 151H107V153H112V154H110L109 156H112V157H110V159H108V154L106 153ZM135 151H137V150H135ZM196 151V152H195ZM200 151V150H199ZM198 151V152H199ZM243 151V152H242ZM93 152V153H92ZM163 152V153H162ZM166 152V151H165ZM169 152V153H168ZM174 152V153H173ZM184 152V153H183ZM239 152H240V154H239ZM246 152V153H245ZM248 152H250V153H248ZM258 152V153H257ZM262 154H261V153ZM92 153V154H91ZM96 153H98V154H96ZM141 153H142V151H141ZM170 153H173L172 154V156H171V154ZM181 153H183V154H181ZM190 153H192V154H190ZM199 154V156L197 155V154ZM244 153V154H243ZM252 153V154H251ZM254 153H256L255 155H254ZM94 154V155H93ZM107 154V155H106ZM115 154V155H114ZM123 154V156H125V157H123V158H120V157H122V156H120V155H122ZM129 154H130V157L129 158H131V159H129L128 157H127V155L129 156ZM157 154V155H156ZM162 154H163V156H162ZM175 154V155H174ZM196 154V155H195ZM239 154V155H238ZM150 155V156H149ZM157 157L156 159H157V161H156V163H158V161H159V163L157 164L158 166H156V163H154V162H152V161H155L156 159H155V156ZM168 155H169V157H168ZM193 157V156H195V158L193 157H191V156ZM254 155V156H253ZM106 156H108V157H105ZM137 156V155H136ZM146 157L145 159V161H144V158L143 157ZM152 156H154V159H152L151 160V157ZM161 156V157H160ZM170 156H171V160H170ZM177 156V157H176ZM181 156V157H180ZM196 156H198L197 158H196ZM242 156V157H241ZM116 157V158H115ZM138 158H139V156H137ZM150 157V158H149ZM166 157V158H165ZM175 159H173V158ZM204 157H207L208 159H209V162H210V164H211V166H210V168L207 170V171H199L198 170V162L202 159V158H204ZM246 157V158H245ZM250 157V158H249ZM258 157V158H257ZM99 158H101V159H99ZM104 159V161H102L103 159ZM120 158V159H119ZM162 158L163 159H165V160H162ZM242 158V159H241ZM98 159H99V161H98ZM119 159V160H118ZM150 159V160H149ZM162 161H161V160ZM182 159V160H181ZM243 159H245V160H243ZM108 160H110V161H108ZM129 160H130V162H131V166L129 167L128 165H127V163L129 162ZM167 160H169V162L167 161ZM172 160H174L175 162H173ZM241 160V161H240ZM243 160V161H242ZM250 160V161H249ZM101 161H102V163H101ZM183 161H184V164H185V166H184V164H183ZM258 161V162H257ZM100 162V163H99ZM119 164H118V163ZM127 162V163H126ZM165 162H167V163H165ZM171 162V163H170ZM181 162V163H180ZM244 162V163H243ZM261 162H262V164H261ZM148 162L146 161V163L145 164H147ZM161 163V164H160ZM235 163V164H234ZM239 163H241V164H239ZM252 163V164H251ZM256 163V165H254ZM129 164V163H128ZM163 164H167V168H166V166L165 165H163ZM169 164L170 165H172V166H169ZM218 164V165H217ZM237 164V166H235ZM132 165H134L133 167H135L134 168V173L136 172L135 170H137V169H139L137 172H138V174L137 173H135V174H137V176L135 175V174H133V175H131V172H133V169L131 170V172H130V169L129 168H132ZM156 166V168H158L159 166H161V168L164 170V172L163 173H165L166 171L168 172V170H169V172L171 171V173H167V176H163V174H162V172H161V168L159 169H155L154 167ZM178 165H180L179 166V168L177 167ZM182 165V166H181ZM225 165H231V167H230V169L232 170H226L225 172H222V173H224L223 175L224 176H226V174L227 173H229V174H227V177H228V180H227V178H225V179H223L222 178V176H220V175H222L221 174V172L220 171H222V170H220V169H222V166H224L225 167ZM234 165V166H233ZM258 165H260V166H258ZM98 166V167H97ZM107 166H106V168H107ZM138 166H139V168H138ZM151 167V169H150V167ZM212 166H214V168L215 169H218L219 168V174L217 175L218 177H219V179H220V181H221V183H220V181L218 180V179H216V178H218V177H214V180L216 179V180H218V181H216V182H218V183H216L215 181H211L210 180V183H209V179L208 180H205L207 177L205 176V175H207V173H209L208 171L211 169V167ZM219 166V167H218ZM247 168H246V167ZM251 166V167H250ZM102 167H103V169H102ZM123 167V168H122ZM128 167V168H127ZM146 167H148L147 169H146ZM170 167L171 168H174L175 167V169H170ZM223 167V168H224ZM236 167V168H235ZM245 167V168H244ZM260 167V168H259ZM127 168V169H126ZM142 168H143V170H142ZM249 168V169H248ZM258 168V169H257ZM115 169H118L117 168V166H116V168ZM155 169V170H154ZM165 169H167L166 171H165ZM182 169V170H181ZM238 169V170H237ZM244 169V170H243ZM261 169H262V172H261ZM140 170H142V171H140ZM148 170H154V171H149V172H147ZM177 170H178V172H177ZM184 170V171H183ZM249 170V171H248ZM258 170V171H257ZM103 173H102V172ZM113 171H114V173H116V175L118 174V173H120V174H118V177L115 175V177H114V175H108L107 177L104 175V174H106L105 172H109V173H111V174H113ZM125 171V172H124ZM129 171V175H128V172ZM140 171V172H139ZM145 171V172H144ZM159 173V174H162L161 175V177L163 176V178H166V179H169L170 177H172L173 175L172 174H174L175 175V177L173 178V179H171V180H166V179H164V180H166V185L164 184V182L165 181H163V178H162V180H161V177H158L157 175V172ZM177 173H176V172ZM228 171V172H227ZM237 171V172H236ZM238 171H240V172H238ZM149 173L148 175L147 174H144V173ZM151 172V173H150ZM155 172H156V176L155 177H151L150 175H152V173H154V175H155ZM174 172V173H173ZM181 174H180V173ZM186 172V173H185ZM189 172V173H188ZM235 172V173H234ZM256 172H258L257 174H256ZM188 174V175H185V174ZM226 173V174H225ZM98 174V175H97ZM101 174V175H100ZM102 174H103V177L105 178H103L102 177ZM127 174V175H126ZM140 174V175H139ZM180 174V175H179ZM240 174V175H239ZM262 174V175H261ZM100 175V177H102L103 178V180H102V178H98V176ZM122 175V176H121ZM135 175V176H134ZM138 175L139 176H141L142 177V179L139 177V179H141L142 181H141V183L139 182V180H138V182L137 181H133L134 182V184H133V182H132V184L130 183L129 184V182L128 181H132V180H134L133 179V177H131V176H134V178L136 177H138ZM164 175H166V173L164 174ZM169 175H172V176H170L169 177ZM121 176V177H120ZM128 176H130V177H128ZM160 176V175H159ZM184 176V177H183ZM203 176L205 177L204 178V180L203 181H205V182H201V181H199L201 178H203ZM258 176V177H257ZM167 177H169V178H167ZM230 177H231V179H230ZM97 178V179H96ZM122 178H125V180L124 179H122ZM150 178H154V179H152V180H150ZM160 178V179H159ZM180 178V179H179ZM185 178V179H184ZM222 178V179H221ZM262 180H261V179ZM95 179H96V181H95ZM113 179H117L116 181H117V183L115 184V180H113ZM147 179H149V181L147 180ZM178 179V180H177ZM211 179V178H210ZM213 179V178H212ZM107 180V181H106ZM113 181V183L115 184V185H118L117 187L111 182V181ZM124 181V183L125 184H129L128 186H131V187H128L127 186V188H125L126 187V185L125 184H123V181ZM158 180V181H157ZM161 180V181H160ZM174 180H175V182H174ZM180 180V181H179ZM236 180H237V182H236ZM241 180V181H240ZM101 181V185H97V183L98 182H100ZM108 181H109V183H108ZM118 181H122V183L120 184V182H119V184H120V186H119V184H118ZM144 181L147 183V184H144L145 185V187L142 185V183H144ZM150 181H151V183L152 182H154V181H156V182H154V184L155 183H157L158 182V184H155V185H152V184H150ZM159 181L160 182H162V183H159ZM207 181H208V183H207ZM223 181H227L226 182V185L224 186V183H223ZM148 182H149V184H148ZM178 182H179V184H178ZM199 182V184H204L203 186L202 185H200L199 186V184L197 185V183ZM211 182L213 183V185H211ZM239 182V183H238ZM244 182V183H243ZM140 183L141 184V186H143V187H141V189H140V184L138 185V184ZM173 183V184H172ZM207 183V184H206ZM236 185H235V184ZM243 183V184H242ZM253 183V184H252ZM99 184V183H98ZM106 184V186H105V188L103 187L104 185ZM109 184V186L111 187L112 185H114V186H112V188H110L109 186L107 187V185ZM163 185V187L161 186H159V185ZM171 184V185H170ZM177 184V185H176ZM215 184H217V185H215ZM218 184H221L222 186H224V187H222L221 185H219V187H218ZM229 184V185H228ZM230 184H231V186H230ZM234 184V185H233ZM247 184V185H246ZM259 184V185H258ZM96 185V186H95ZM103 185V186H102ZM123 185V186H122ZM134 185H136L135 187L138 189L139 188V190H137V191H139L140 192V190H141V193H139V192H137L136 191V188H134L133 186ZM156 185H158L159 187V189L156 187ZM197 185V186H196ZM206 185H208V186H206ZM210 185L211 186H213L214 188H215V190H214V188L213 187H211V188H209L210 187ZM94 187V189H93V187ZM98 186V187H97ZM125 186V187H124ZM154 186H155V188H156V190H155V188H154ZM172 186H173V188H172ZM186 186H187V188H186ZM189 186H191L192 188H194L193 190H195V192L192 190V188L191 187H189ZM194 186V187H193ZM220 186H221V188L224 190V191H226V192H224L221 188H220ZM238 186V187H237ZM248 186V187H247ZM250 186V187H249ZM255 186V187H254ZM97 187V188H96ZM101 187V188H100ZM178 189H177V188ZM198 187V188H197ZM205 188V193H204V189L203 190H198V189H200V188ZM237 189H236V188ZM260 187H261V189H260ZM95 188L96 189H98V190H96L95 191ZM107 188V189H106ZM114 188V189H113ZM135 190H134V189ZM143 188V189H142ZM147 188V189H146ZM190 189V190H192L191 192H190V190H188L187 191V189ZM208 188L210 189V192L211 193H209V190H208ZM213 188V189H212ZM219 188V189H218ZM227 188V189H226ZM256 188V189H255ZM258 188V189H257ZM101 189H102V191L103 190H106V192L109 190V193H110V195H109V193L107 192V194L109 195H106L105 196V194H102V192H101ZM116 189H117V191H116ZM128 189V191H129V189H133L132 191H134V193H136L137 192V194H139V196H140V200L138 199L139 198V196H137V194H134L132 191H130V192H132V194H130V192L128 193V195H125V196H127L126 198L124 197V195L122 196V193L124 194H127V191H125V190H127ZM158 189V190H157ZM180 189V190H179ZM182 189H183V192H182ZM184 189L186 190V191H184ZM232 189V190H231ZM249 189H251V190H249ZM256 190V192H255V190ZM112 190V191H111ZM144 190V191H143ZM175 190H177V191H175ZM211 190H214V192L213 191H211ZM222 190V191H221ZM228 190H230V191H228ZM240 190H241V192H240ZM88 191V192H89ZM115 191V192H114ZM149 191H151V192H149ZM157 191V192H156ZM232 191H234L237 195H235V193L234 192H232ZM244 191V192H243ZM104 192V191H103ZM105 192V193H106ZM117 192V193H116ZM148 192V193H147ZM152 192H154V193H152ZM160 193L161 195H158L157 193ZM176 192H178V193H176ZM184 192H186V193H184ZM198 192V193H197ZM199 192H201L200 194H199ZM220 193V195H219V193ZM231 192V193H230ZM250 192V193H249ZM254 192V195L252 194ZM114 193V194H113ZM144 193V194H143ZM175 194V195H172V194ZM190 193H193L192 194V197L193 196H195V198L193 197H191V194ZM208 193V194H207ZM218 193V194H217ZM240 193H241V195H240ZM69 194V195H68ZM90 194H89V196H90ZM113 194V195H112ZM117 196H116V195ZM131 196H130V195ZM150 194V195H149ZM162 194H163V200H162ZM167 194V195H166ZM171 194V195H170ZM182 194H184V195H182ZM212 194H214V195H212ZM228 194V196H226ZM229 194H230V198H231V196H232V198L229 200V201H227L228 200V198H229ZM233 194V195H232ZM103 195H104V197H103ZM122 197H121V196ZM135 195V196H134ZM142 195H144V196H142ZM146 195V196H145ZM154 195H155V197H154ZM158 195V196H157ZM186 195V196H185ZM223 195V196H222ZM243 195V196H242ZM72 196V197H73ZM108 196V197H107ZM156 196H157V200H152V199H156ZM160 196V197H159ZM168 196V197H167ZM171 196V197H170ZM212 196H214V197H212ZM216 196V197H215ZM237 196V197H236ZM59 197V196H58ZM75 197V196H74ZM76 197V198H77ZM88 197V195L86 196V198ZM105 197H106V199H105ZM115 197H116V199H115ZM131 198V197H133L132 198V200L130 199H128L127 200V198ZM136 197H138L137 199L139 200V201H141L142 200V204H141V202H139L137 199H136ZM145 197V198H144ZM150 197V198H149ZM159 197V198H158ZM177 197V198H176ZM190 198L189 200H190V202L188 201V198ZM211 197V198H210ZM225 197V198H224ZM55 198H56V196H55ZM71 198V197H70ZM83 198V202H85L84 200H85V196L84 197H82ZM166 198V199H165ZM168 198H171V199H168ZM175 198V199H174ZM179 198V199H178ZM180 198H186L187 200H184V199H180ZM193 200H192V199ZM214 198H216V199H214ZM102 199H105V200H102ZM112 200L113 202H114V207H115V203H117V206L115 207V211H116V209H117V211L119 210L120 211V209L121 208H119V207H121V204H125V205H127V206H125V205H122V210L118 213V212H115L114 210H112L113 209V207H111V206H113L112 205V203H111V201H109V200ZM121 199V200H120ZM126 199V200H125ZM143 199H144V201H143ZM158 199L159 200H162V202L160 201V208H159V206L157 205V208H158V211L159 212H157V210H155V206H156V204L158 203L159 204V202H158ZM172 199H173V201H172ZM177 199V200H176ZM197 199V201H195ZM208 199V200H207ZM218 199H220V200H218ZM225 199V200H224ZM254 199H255V201H254ZM257 199V200H256ZM61 200H62V202H61ZM70 201V202H68V201ZM118 200L120 201V202H118ZM136 200V201H135ZM152 200V202H150ZM165 200V202L168 200L169 202H172V203H163V201ZM209 200H210V203H209ZM212 200V201H211ZM218 200V201H217ZM232 200V201H231ZM259 200V201H258ZM63 201H67V203H70L69 205L67 204V206H66V204H64V206H60L61 204H60V202L61 203H63ZM87 201H89L88 199L86 200V203H87ZM105 201V202H104ZM108 201V202H107ZM123 203H122V202ZM125 201H126V203H125ZM138 201V202H137ZM147 201V202H146ZM167 201V202H168ZM175 201V202H174ZM177 201H178V203H177ZM188 201V202H187ZM207 201V203L205 204V202ZM217 201V202H216ZM261 201V203H258V202H260ZM82 202V203H83ZM107 202V203H106ZM134 202H136V203H134ZM156 202V203H155ZM199 202H200V204H199ZM213 202V203H212ZM215 202V203H214ZM224 202V203H223ZM230 202V203H229ZM255 202V203H254ZM257 202V203H256ZM64 203H66V202H64ZM111 205H110V204ZM140 203V205H138ZM148 203V204H147ZM188 203V204H187ZM192 203L193 204H195V203H197L195 206L194 205H192ZM208 203H209V205H208ZM218 203H220V205L218 206ZM102 204H104V205H106V206H104L103 208H101L102 207ZM119 204H120V206H119ZM135 204V205H134ZM147 206V208L145 207V205ZM152 204H154V205H152ZM164 204V205H163ZM187 204V205H186ZM80 205V204H79ZM85 205V204H84ZM110 205V206H109ZM132 206L133 207V212H132V209H130V210H128L129 209V207L130 206ZM134 205V206H133ZM182 205L184 206V207H182ZM192 205V206H191ZM200 206V207H198V206ZM206 205V208L204 207ZM213 205H215L214 207H210V206H213ZM225 205V206H224ZM54 208H53V207ZM74 206V205H73ZM73 206H71L70 208H72ZM78 206V205H77ZM87 206L89 207V203H87ZM123 206H124V208L126 207V209H124L123 208ZM137 206L139 207L140 206V209H141V207L143 208V210H141L142 212H140V211H138V210H140V209H138L137 208ZM172 206H173V208H172ZM189 206V207H188ZM197 207L196 209L194 208V207ZM235 206V207H234ZM65 207V208H64ZM83 207H85V206H83ZM81 208L80 210H82V209H86V208ZM131 207V208H132ZM145 207V208H144ZM149 207V208H148ZM179 207H181V210H180V208ZM210 207V208H209ZM217 207V208H216ZM218 207H219V209H218ZM226 207V208H225ZM232 207V208H231ZM241 207V208H240ZM150 208H152L151 210H150ZM172 208V209H171ZM189 208V209H188ZM191 208V209H190ZM199 208V209H198ZM200 208H202V209H200ZM213 208V209H212ZM222 208H224V210H225V212H224V210L222 209ZM60 209V210H59ZM63 209H65V212H66V210L68 211L67 212V214H69V210H70V212L74 215V214H76V215H70V216H73V218H75V220L72 218V217H68V219L69 220H72L74 223H76V224H74L73 222V224L71 225L72 227V229L71 228H69L70 227V224H66V223H68V222H66V220H67V217H66V213H62L61 212V210H63ZM87 209H89V208H87ZM98 209V210H99ZM107 209H108V211H107ZM183 209H186L187 211H189V210H194V213L192 212V211H189V212H187L186 211V213L187 214H185L184 215V213H185V210H183ZM203 209H204V211H203ZM227 209L229 210V211H227ZM233 209H234V211H233ZM238 209V210H237ZM249 209V210H248ZM48 210V211H49ZM53 210V211H54ZM76 210V211H75ZM99 210V211H100ZM160 210H163V213H165L164 212V210H168L167 212H166V214H165V216L163 215V213H161V214H159L158 215V213H160ZM177 210V211H176ZM183 210V211H182ZM198 210V211H197ZM200 210H202L203 211V213L200 211ZM213 210V211H212ZM219 210V211H218ZM47 211V212H48ZM64 211V210H63ZM105 211H107L106 213H108L109 212V214H108V216H107V214H105ZM114 211V215H116V216H114L113 215V213H110V212H113ZM132 213H131V212ZM147 211V212H146ZM149 211V212H148ZM151 211V212H150ZM173 211V212H172ZM179 211V212H178ZM180 211H181V213L182 214H180ZM216 211V212H215ZM245 211H246V213H245ZM248 211V212H247ZM51 212H52V210H51ZM75 212V213H74ZM125 212V213H124ZM213 212V213H212ZM220 212V213H219ZM223 213V215H222V213ZM232 214H230V213ZM49 213H50V211H49ZM95 213H97V211L95 212ZM118 213V214H117ZM121 213V214H120ZM136 213H139V214H136ZM150 213V214H149ZM151 213H152V215H154V216H152V217H150V216H148V215H151ZM224 213H229L228 214V216L226 215V217H225V215H224ZM249 213V214H248ZM50 214H52V213H50ZM65 214V215H64ZM143 214V215H142ZM147 214V215H146ZM169 214V216H166V215H168ZM173 214V215H172ZM236 216H235V215ZM247 214V215H246ZM91 215V214H90ZM118 215L120 216L121 215V217H120V219L121 220H123V221H121V220H119V219H117L118 221H115V218H118ZM138 215H141L140 217L137 216ZM162 215V216H161ZM53 216V217H52ZM99 216V215H98ZM98 216L96 215V216H94L95 218H98ZM112 216H113V218H112ZM132 216V217H131ZM148 216V217H147ZM220 216H221V218H220ZM223 216V217H222ZM45 217V216H44ZM104 217H102V219L104 218ZM115 217V218H114ZM129 217H131V218H129ZM144 217V218H143ZM219 217V218H218ZM230 218V219H228V218ZM49 217H47L44 221H46L47 219H48ZM66 220H65V219ZM95 218H93V219H95ZM123 218V219H122ZM220 219V220H218V219ZM223 218V219H222ZM233 218H234V221H233ZM90 219V220H89ZM92 219V220H93ZM99 219V218H98ZM101 218L99 219V220H102ZM106 219V218H105ZM127 221H126V220ZM227 219H228V221H227ZM238 219V220H237ZM59 220V221H60ZM69 220H67V221H69ZM91 220V221H92ZM107 220V219H106ZM223 220H225V221H223ZM230 220V221H229ZM96 222H98L97 220H95ZM121 221V222H120ZM125 221V222H124ZM239 221V222H238ZM81 222V221H80ZM124 223L123 225H125V226H123V228H122V225L120 226L119 225V223ZM46 223H48V222H46ZM45 223V224H46ZM69 223H70V221H69ZM79 223V222H78ZM88 223V222H87ZM100 222H98V224H99ZM60 224V223H59ZM92 224V225H91ZM238 224V225H237ZM50 225L52 226V229H51V227H50ZM75 225H77L79 228H77V231H75V232H72V230H74L73 229V226H75ZM68 226V227H67ZM108 226V225H107ZM118 226V227H117ZM120 226V227H119ZM64 227V228H63ZM82 227V228H83ZM109 227V228H110ZM54 228V229H53ZM59 228V227H58ZM66 228V230H64ZM69 228V229H68ZM75 228V227H74ZM120 228H122L123 229V231H122V229H119ZM241 228V229H240ZM71 229V230H70ZM86 229V230H87ZM93 229H92V231H93ZM115 229L116 230H118L119 231V234H118V231L116 232L115 231ZM68 230V231H67ZM57 231H58V233H57ZM64 231H66V233L64 232ZM71 233H70V232ZM122 231V232H121ZM240 231V232H239ZM92 233V234H91ZM106 233V234H107ZM118 235H117V234ZM111 234H114V235H116V238H115V236L114 235H112V236H114V237H112L111 236ZM5 235V236H4ZM52 237H51V236ZM75 235V234H74ZM77 235H82V234H78V232H77ZM5 238H4V237ZM113 238V239H115L114 241H113V239L111 238V237ZM51 237V238H50ZM58 237V236H57ZM82 237V236H81ZM104 237H105V239H104ZM117 237H119V238H117ZM46 238V239H45ZM50 238V239H49ZM54 238V237H53ZM71 238H72V240H71ZM109 238H110V240H109ZM9 239V240H8ZM79 239H80V237H79ZM111 239H112V241H111ZM118 239H119V241H118ZM70 240H71V243H69L70 242ZM83 240H86L85 238L83 239ZM96 240V241H97ZM108 240H109V242H108ZM138 240H140L142 243H139V241ZM146 240V242L145 243H148V244H146L145 245V243H144V241ZM5 241H7V243H5ZM79 241H82V238H81V240H79ZM94 241V240H93ZM115 241H117V244L119 245V247H117L118 249V252H120V253H118L117 252V250H115L116 252H117V254H116V256H111V254H109V252H111L110 251V249L111 248H109V246H107V245H110V243L111 242H115ZM121 241V242H120ZM10 242V243H9ZM73 242V243H72ZM136 244H135V243ZM201 242H202V244H201ZM75 243V244H74ZM99 243H100V248H99V250L102 248V249H104L103 247H104V245L106 246V247H108L107 249H108V251H106V250H104L105 251V253H103V254H98L97 255V257L95 256L94 257V253H97V251H99V250H97L96 248L97 247H99ZM107 243H109V244H107ZM116 243V242H115ZM120 243H122L123 245H121ZM134 243V244H133ZM139 243V245L136 247V245ZM3 244H5V251H4V249H2V248H4V246H3ZM52 246H51V245ZM65 244H66V246H68V248L69 249H72V248H70V247H73L74 245L76 246H74L73 248H74V251H72L71 252V250H69L68 248H66V246H65ZM67 244H69V245H67ZM113 244V243H112ZM117 244H116V246H117ZM186 245V248H183V249H181V247L183 246V245ZM188 244H190L189 246H188ZM200 244H201V246H200ZM260 244V245H259ZM262 244V245H261ZM9 245L10 247H7V246ZM12 245V246H11ZM94 245H95V247H94ZM101 245H103V247L101 246ZM185 245H184V247H185ZM213 245V246H212ZM255 245V246H254ZM23 246V245H22ZM33 246V245H32ZM35 246H34V248H35ZM97 246V247H96ZM111 246V245H110ZM115 246V245H114ZM116 246H115V249H116ZM120 246H122V247H120ZM123 246H125L124 248H123ZM132 246V247H131ZM190 246H192L191 248H189L188 249V247H190ZM210 246V247H209ZM215 246V247H214ZM252 246H254L253 248H252ZM26 247V246H25ZM41 247V248H40ZM80 247L82 248V249H80ZM94 247V248H93ZM112 247H113V245H112ZM128 247V248H127ZM130 247H131V249H130ZM209 247V248H208ZM217 247V248H216ZM223 247V248H222ZM226 247V248H225ZM228 247H230L232 250H229L228 249ZM235 247V248H234ZM237 247V248H236ZM247 247V248H246ZM8 248H10L9 250H8ZM27 248V247H26ZM35 248V249H36ZM45 248H48L47 250H48V252H47V250H45L46 251V254H45V251H44V249ZM66 248V249H65ZM114 248V247H113ZM120 248H122V249H120ZM203 248V247H202ZM234 248V249H233ZM25 249V248H24ZM54 249V248H53ZM101 249V250H102ZM129 249H130V251H129ZM136 249V250H135ZM181 249V250H180ZM187 250L188 251V253H191V258L190 257H188L187 255H188V253H187V251L185 252H183V250ZM190 249H192V250H190ZM196 249V250H195ZM204 249V248H203ZM216 249H218L219 251H217ZM223 249V250H222ZM228 249V251H226L227 253L225 254V253H223V251L225 252V250H227ZM249 249V250H248ZM255 249V250H254ZM262 249V250H261ZM34 250V252L32 253V251ZM68 250V251H67ZM93 250H95V251H93ZM114 250V249H113ZM204 250H206V248L204 249ZM222 250V251H221ZM234 250V251H233ZM235 250H238V251H235ZM241 250V251H240ZM245 250V251H244ZM8 251V252H7ZM24 251V252H23ZM54 251V252H53ZM212 251V252H211ZM251 252V254H250V252ZM252 251L254 252V255H255V257H254V255L252 254ZM102 252V251H101ZM108 252V253H107ZM115 252V253H116ZM183 252V253H182ZM193 252V253H194ZM233 252V254L235 255V256H237L238 257V259L240 260V257H245V258H247V259H245V258H241V260L239 261L238 259H237V257H235V256H232L233 254H231V253ZM239 252V253H238ZM244 252V253H243ZM256 252V253H255ZM112 253V252H111ZM182 253V254H181ZM184 253H186V256H185V254ZM223 253V254H222ZM237 253V254H236ZM245 255H243V254ZM247 253V254H246ZM31 254V255H30ZM34 254V255H33ZM113 254H114V251H113ZM157 254V255H156ZM183 254H184V256H183ZM240 254V255H239ZM249 254H250V256L251 257H249ZM96 255V254H95ZM168 255V256H167ZM224 255V256H223ZM241 255H243V256H241ZM257 255V256H256ZM34 256H35V258H34ZM180 256V257H179ZM205 256V257H206ZM212 256V257H211ZM168 257V258H167ZM171 257H173V260H175L174 261V263L172 262V261H170L171 260ZM178 259H177V258ZM182 257H184V258H182ZM188 257V258H187ZM228 257V258H227ZM232 257V258H231ZM236 259H234V258ZM253 257H254V259L256 260V261H254L253 260ZM258 257V258H257ZM169 258H170V260H169ZM178 260H176V259ZM179 258H181V259H179ZM187 258V259H186ZM249 258H250V260H249ZM184 259V260H183ZM190 259V260H189ZM259 259V260H258ZM179 260L181 261V262H179ZM215 260V262H213V261ZM230 260H232L231 262H230ZM246 260H247V262H246ZM158 261V262H157ZM188 261V262H187ZM217 261V262H216ZM184 262V263H183ZM235 262V263H234ZM261 262H260V264H261ZM262 264H264V263H262Z\"/></svg>","mask_w":264,"mask_h":264},{"label":"crops","instance_id":"crops-1","mask_svg":"<svg viewBox=\"0 0 264 264\" xmlns=\"http://www.w3.org/2000/svg\"><path fill=\"white\" fill-rule=\"evenodd\" d=\"M226 152L225 149H219L217 152H212L210 154V158L212 160H215L217 157H219L220 159H225L226 157L224 156V153ZM211 164L209 162V159L207 157L202 158L199 162H198V170L199 171H207L210 168ZM152 264H156L155 262Z\"/></svg>","mask_w":264,"mask_h":264}]
</instances>
